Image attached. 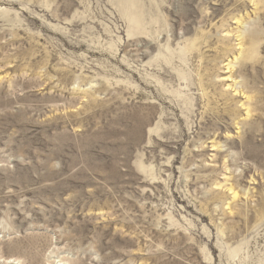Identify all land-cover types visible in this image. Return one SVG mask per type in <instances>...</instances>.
Segmentation results:
<instances>
[{"label": "rangeland", "instance_id": "rangeland-1", "mask_svg": "<svg viewBox=\"0 0 264 264\" xmlns=\"http://www.w3.org/2000/svg\"><path fill=\"white\" fill-rule=\"evenodd\" d=\"M0 264H264V0H0Z\"/></svg>", "mask_w": 264, "mask_h": 264}, {"label": "bare ground", "instance_id": "bare-ground-1", "mask_svg": "<svg viewBox=\"0 0 264 264\" xmlns=\"http://www.w3.org/2000/svg\"><path fill=\"white\" fill-rule=\"evenodd\" d=\"M237 32V31H236ZM239 34V33H238ZM239 36H240V34H239ZM238 46V45H237ZM241 46V45H240Z\"/></svg>", "mask_w": 264, "mask_h": 264}]
</instances>
